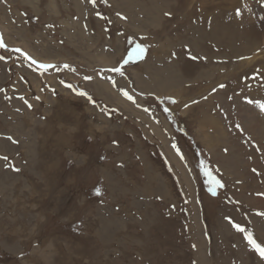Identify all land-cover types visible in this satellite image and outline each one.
Returning <instances> with one entry per match:
<instances>
[{
	"label": "rangeland",
	"instance_id": "rangeland-1",
	"mask_svg": "<svg viewBox=\"0 0 264 264\" xmlns=\"http://www.w3.org/2000/svg\"><path fill=\"white\" fill-rule=\"evenodd\" d=\"M0 40V264H264V0H0Z\"/></svg>",
	"mask_w": 264,
	"mask_h": 264
},
{
	"label": "snow or ice",
	"instance_id": "snow-or-ice-1",
	"mask_svg": "<svg viewBox=\"0 0 264 264\" xmlns=\"http://www.w3.org/2000/svg\"><path fill=\"white\" fill-rule=\"evenodd\" d=\"M91 2L93 4H95L96 0H91ZM239 14V12L237 13ZM119 15V14H118ZM165 15H169L168 13H166ZM6 47V45L4 44V42L2 40H0V48H4ZM13 51H16V52H21V55H24L26 59H31V62L32 64H37V61L35 59H32L30 56H28L27 53H24L22 52L20 49H14ZM144 52V48L141 47L140 45H137L136 49L134 50V55H142ZM4 59V57L0 56V60ZM193 59H195V57H193ZM126 62V61H125ZM40 67L42 68H48L49 65H46V64H41ZM113 71L115 72H118L120 73L121 75H123V72H121V69L120 68H114L112 69ZM85 79H90V77H86ZM68 87H71V85H68ZM79 95H87V93H84V92H81L79 93ZM123 95L130 101H133V97L131 95H129L128 92H123ZM21 99H23L21 97ZM89 99H91V97H89ZM175 102V101H173ZM25 103H27V101H25ZM29 107H31V105H29ZM262 108H264V105L261 106ZM8 139H11V137H9ZM175 147V145L173 146ZM183 158V157H182ZM3 159L7 160V157H4ZM201 164H203V162H201ZM213 183L217 186V187H223V184L220 182V181H213ZM97 191V194H99V189L96 190ZM209 191L212 193L213 196H215L217 193H216V189L215 188H209ZM230 223L232 224V227H234L236 229L237 232H241V233H245L246 232V229L243 228L240 224L238 223H235V222H232L230 220ZM245 239L247 240L248 244L257 252L259 253V255L261 256V258H264V246H262L260 243H258L255 239H253L252 235L250 233H247L246 236H245Z\"/></svg>",
	"mask_w": 264,
	"mask_h": 264
},
{
	"label": "bare ground",
	"instance_id": "bare-ground-1",
	"mask_svg": "<svg viewBox=\"0 0 264 264\" xmlns=\"http://www.w3.org/2000/svg\"><path fill=\"white\" fill-rule=\"evenodd\" d=\"M216 30H218V28H216ZM219 31L221 32V37L222 38H224V39H229V38H232L233 37V33L231 32V31H229V29H228V27H227V25H225V27L223 28V29H219ZM232 34V35H231ZM231 35V36H230ZM254 35H256V32H255V29H250V30H246V34L244 35V38L246 39V42L247 43H250L249 41H251L252 40V36H254ZM228 41V40H227ZM249 45H247L246 47H244V48H247ZM250 47V46H249ZM255 105V104H254ZM241 109V108H240ZM248 109H249V107H248ZM249 114H248V118L246 119V122L249 124V125H247L248 127H254V128H257L256 127V125L255 124H257V125H260L259 124V122H260V120H259V118H256L257 116H258V112H257V109H255L254 107L252 108V110H250L249 112H248ZM257 115V116H256ZM256 116V117H255ZM211 119V118H210ZM252 123H255V124H252ZM260 123H262L263 124V130H262V128H259V129H261L262 131H263V133H264V123H263V121H261ZM213 124H214V121L212 120L209 124H208V126L210 125L211 127L213 126ZM216 124V123H215ZM258 129V130H259ZM260 130V132H262ZM264 135V134H263ZM261 146V145H260ZM260 146H257V149H258V151H261V149H260ZM256 152V151H255ZM253 166V165H252ZM254 168V167H253ZM255 172L257 173L258 171L257 170H255ZM256 173H255V175H256Z\"/></svg>",
	"mask_w": 264,
	"mask_h": 264
}]
</instances>
